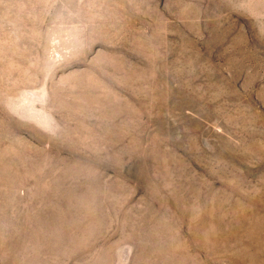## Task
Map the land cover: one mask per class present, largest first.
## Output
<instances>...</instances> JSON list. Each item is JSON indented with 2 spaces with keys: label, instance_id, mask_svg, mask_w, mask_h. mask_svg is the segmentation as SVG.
Segmentation results:
<instances>
[{
  "label": "rangeland",
  "instance_id": "1",
  "mask_svg": "<svg viewBox=\"0 0 264 264\" xmlns=\"http://www.w3.org/2000/svg\"><path fill=\"white\" fill-rule=\"evenodd\" d=\"M0 264H264V0H0Z\"/></svg>",
  "mask_w": 264,
  "mask_h": 264
}]
</instances>
